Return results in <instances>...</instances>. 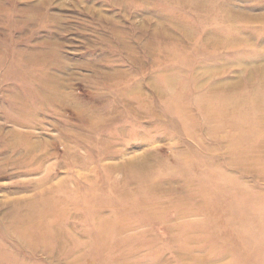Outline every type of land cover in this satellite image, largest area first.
Wrapping results in <instances>:
<instances>
[{"label":"rangeland","instance_id":"rangeland-1","mask_svg":"<svg viewBox=\"0 0 264 264\" xmlns=\"http://www.w3.org/2000/svg\"><path fill=\"white\" fill-rule=\"evenodd\" d=\"M0 264H264V0H0Z\"/></svg>","mask_w":264,"mask_h":264}]
</instances>
